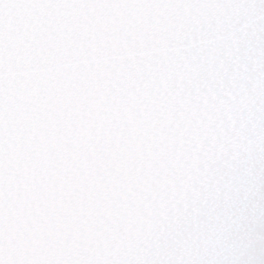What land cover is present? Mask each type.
I'll return each mask as SVG.
<instances>
[{"label": "snow or ice", "instance_id": "obj_1", "mask_svg": "<svg viewBox=\"0 0 264 264\" xmlns=\"http://www.w3.org/2000/svg\"><path fill=\"white\" fill-rule=\"evenodd\" d=\"M0 264H264V0H0Z\"/></svg>", "mask_w": 264, "mask_h": 264}]
</instances>
